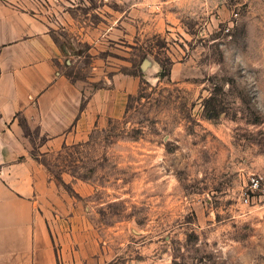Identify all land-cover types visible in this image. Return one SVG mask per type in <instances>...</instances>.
Segmentation results:
<instances>
[{
	"label": "rangeland",
	"instance_id": "1",
	"mask_svg": "<svg viewBox=\"0 0 264 264\" xmlns=\"http://www.w3.org/2000/svg\"><path fill=\"white\" fill-rule=\"evenodd\" d=\"M27 2L54 26L72 81L138 87L87 145L44 155L35 132L33 148L0 155L90 184L112 264H264V0ZM10 167L0 157V178Z\"/></svg>",
	"mask_w": 264,
	"mask_h": 264
},
{
	"label": "crops",
	"instance_id": "2",
	"mask_svg": "<svg viewBox=\"0 0 264 264\" xmlns=\"http://www.w3.org/2000/svg\"><path fill=\"white\" fill-rule=\"evenodd\" d=\"M24 1L0 0V145L33 148L35 132L44 155L87 145L94 133L124 117L137 81L116 74L93 91L88 83L72 81L61 68L54 26L40 12L22 9ZM102 70L95 69L94 81L101 80ZM0 157L11 165L0 178V264L119 261L89 219L96 194L90 184L68 173L59 182L27 153Z\"/></svg>",
	"mask_w": 264,
	"mask_h": 264
},
{
	"label": "built area",
	"instance_id": "3",
	"mask_svg": "<svg viewBox=\"0 0 264 264\" xmlns=\"http://www.w3.org/2000/svg\"><path fill=\"white\" fill-rule=\"evenodd\" d=\"M262 180L260 179V178H258V177H253L252 179H251V184H250V191L252 192V193H256V192H258L259 190H260V188H261V182ZM242 199H243V203L245 204V205H249L250 204V201H251V197H250V194H249V192H244L243 193V195H242Z\"/></svg>",
	"mask_w": 264,
	"mask_h": 264
}]
</instances>
